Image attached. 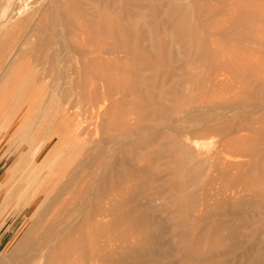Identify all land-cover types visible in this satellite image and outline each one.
<instances>
[{
    "label": "rangeland",
    "instance_id": "obj_1",
    "mask_svg": "<svg viewBox=\"0 0 264 264\" xmlns=\"http://www.w3.org/2000/svg\"><path fill=\"white\" fill-rule=\"evenodd\" d=\"M13 1L6 4L4 0H0V16L12 19L14 25L15 22L21 23L24 16L33 11H39L43 15L46 4L49 2L50 5L52 2ZM79 4L84 7L79 9ZM61 5L64 8L61 6L59 9H52L55 13L51 10L55 22L50 24L56 25V28L49 24L41 36L33 38L32 27L28 26L24 32L9 33L5 49V55L8 53L5 60L8 58V61L0 63V74L3 71L9 74V80L2 84L0 93H4L3 96L12 95L14 83H18L19 100L16 106L22 109L23 102L27 101V108L32 110L31 115L43 122L44 118H49L45 107L58 97L73 96L70 99L76 101L75 92L81 90L77 84L71 82V74L80 73L82 77L88 78L92 89L93 76L100 75L104 82L96 80L95 83H104L105 87L116 92L114 96L106 98L108 101L105 104H100L106 122L104 133H116L114 128L124 127L120 118L123 117V120L128 116L132 121L128 120L130 123L127 125L131 124L132 127H129L134 132L130 140L132 143L112 152V163L118 169L112 166L106 174L110 175L112 170L111 175L117 176L116 184H120V181L126 182L124 176H129L130 173L137 174L135 179L127 182V186L132 190L137 189L138 193L133 199L129 194L131 189H126L124 194L118 192L115 196L102 200L105 216L102 221L103 236L101 235L99 242L103 249V261L108 258L107 255L117 258L126 249H131L137 253L120 264H199L183 262L180 257L169 260L160 248H168L172 254L179 251V241L175 240L176 233H171V230L181 232L183 229L177 223L186 217V212L191 211L187 199L191 189L181 190L180 185L190 168L200 163L198 157L203 158L219 152L223 148H220V144L225 141L232 148L227 150L230 153L237 149L241 150L239 152H246L249 148L255 154L253 159H229L233 164L245 162L244 168L239 172L243 176L242 183L246 182L243 186L245 191L240 196L228 194L212 199L209 205L211 207L208 206L211 210L207 211H212L211 216L198 223L201 230L198 225L190 229L195 237H203L200 242L204 243H196L197 246L193 245V248L209 254L212 248L223 249V242L224 248L233 246L230 241L231 231L224 228L237 231L244 229L242 232H247V236L252 232L256 240L263 238L264 220L261 219L264 218V188L261 189L259 185L264 186V0H61ZM55 14H59V17ZM62 15L65 18L70 15L73 20L69 16V20L68 17L64 20L69 22H64L61 20ZM84 15L85 18H82ZM60 22L67 28L70 25L71 28L60 26ZM79 22L82 23L77 24ZM50 29H53L52 36ZM58 29L60 31L57 34ZM25 34L30 37L27 39ZM27 42L31 44L26 45ZM45 42L50 43L46 52ZM107 49L119 50L120 61H113V57L101 54ZM81 51H86V55L82 56ZM97 58H102L100 63L93 61ZM14 60L17 61L16 64ZM11 78L15 79L12 81ZM66 90H70L72 94ZM125 93L127 95L124 98ZM11 97H8L7 113L11 110ZM249 101H253V105ZM84 102L78 101L75 105L84 106ZM87 117L88 115L84 118ZM9 119L7 117L0 121V212L8 213L7 217L12 216L17 221L9 232V242L0 247V264H17L9 259L16 254L18 244L24 239L27 230L28 239H31L32 230L36 228L35 223L30 221L31 210L28 206L31 202L30 194L27 193L33 170L24 172L26 176H19L20 173H17V179L15 177L13 182L10 179L19 167L26 168L32 156L30 153L40 142L36 140L35 143L31 141L25 144L24 129L20 126L16 130L13 126L5 125ZM218 125H227V129L232 130L222 137L215 131L220 127ZM241 125L246 126V129L248 127L246 132H240L243 128ZM237 126L240 127L239 130L236 129ZM96 130L94 126L89 127L86 139L98 138ZM178 146L183 147V152ZM179 151L185 153L181 155ZM185 154L188 160L182 159ZM246 161H251L250 165ZM99 172L103 173L104 169ZM248 182L257 183L252 185ZM151 185L154 186L153 192L149 189ZM197 194L199 195L198 192ZM227 197L234 202L231 203ZM199 199L198 197V201ZM220 199L221 204L218 203ZM84 201L88 205L86 209L95 203L90 193L85 200L81 199V203ZM198 204H195V211L201 208L200 201ZM233 206H236L235 210ZM140 209L141 214L134 213L141 212ZM260 210L262 211L258 213ZM130 212L135 215L129 221L130 224L118 225L120 220H124L123 216ZM241 212L243 215L239 214ZM146 221L147 226H135V222L140 224ZM206 225L213 230L221 226L220 229L228 233L224 232L226 235L220 234V237L212 231L204 234ZM240 235L234 236L237 244L246 242ZM88 236L91 237V234ZM256 242L253 244H257ZM257 248L264 255V247ZM159 249L163 254L159 253ZM214 255L212 262H221L227 258ZM228 260L232 264H238L234 256H230Z\"/></svg>",
    "mask_w": 264,
    "mask_h": 264
},
{
    "label": "bare ground",
    "instance_id": "obj_2",
    "mask_svg": "<svg viewBox=\"0 0 264 264\" xmlns=\"http://www.w3.org/2000/svg\"><path fill=\"white\" fill-rule=\"evenodd\" d=\"M4 1L6 2V4H10V3H12L13 0H4ZM20 1H24V0H20ZM26 1H28V0H25V2ZM18 2H19V0H18ZM48 5H49V2H48ZM48 5L46 4V6H45L46 8L43 10V15H41V13H39V11H33L32 13L24 16V20L21 23L19 22V24H16V22H15V25L13 24L14 22L11 21L12 19L8 20L6 18V16H4V15L0 16V63L1 64L8 61V58L5 60V56L8 54L7 53L5 55V51H6L5 49L7 48V41H9V40H6V38L8 35L11 34L10 32H12L13 34H17L19 32H22L26 26H28L29 28L32 27V30H31L32 33L31 32L30 33H31V36L33 38V37L41 36V34L44 32L45 27H47L51 22H55L51 16V10L54 8L59 9L61 6L63 7V5H61V0H52L51 4L49 6ZM79 5H80L79 9L81 7H84V6H81V4H79ZM20 7H22V6L20 5ZM60 11L61 10H59V12ZM52 12H53V10H52ZM53 13H55V12H53ZM53 13H52V15H53ZM55 15H57V17H59V14H55ZM70 15L72 16V14H70ZM70 15H68V16L66 15L68 17V20L71 17ZM8 16H10V14H8ZM75 16H76V14H75ZM67 17L65 18L63 16L64 19L62 18L61 20L64 21L65 19H67ZM72 17H71V19H72ZM76 17L78 18V16H76ZM60 18H58V19H60ZM77 18H76V20L79 21V18L78 19ZM82 18H85V15ZM13 20H15V19H13ZM68 20H66L64 22H69ZM73 23L75 24L74 21H73ZM80 23H82V22H79L77 24H80ZM52 24H56V23H52ZM59 25L64 27V28L66 27L65 25L61 24V22ZM51 26L55 27L56 25H51ZM71 26H72V23H71ZM55 28H53L54 31H55ZM69 28H71L70 25H69ZM69 28H67V29H69ZM53 29L52 30L50 29V31H52V33H50L51 36L53 35ZM60 29H62V28H60ZM58 31H60V30L58 29L56 31L57 34L59 33ZM26 33L28 34V32H26ZM25 36H26V34H25ZM29 37L30 36H28L27 39ZM43 37H44V35H43ZM42 43H43V40H42ZM10 44H12V43H10ZM29 44H31V43L30 42L26 43V45H29ZM45 44H46V42H45ZM49 46H50V43H47L45 45V50H44L45 52H46V48L48 50ZM11 47H12V45H11ZM8 51L10 52V50H8ZM14 51H16V50H13V52ZM42 51H43V49L41 48L40 52H42ZM85 52L86 51H81L80 53L82 54V56H85L86 55ZM101 54H103V55L105 54L106 56L113 57V59L111 58L113 61H116V62L120 61V51L119 50L107 49V50H104L103 53H101ZM61 55L62 54H60V56ZM60 56H59V58H60ZM100 59H102V58H100ZM100 59L97 58L93 61H97L100 63ZM9 61H10V58H9ZM13 62L16 64L17 61L14 60ZM94 64H95V62H94ZM57 68H58V65H57ZM2 71H3V68H2ZM86 74H87V72H86ZM92 74L95 75L94 73H92ZM93 75H90V77ZM61 76H62V73H61ZM68 76H69V74H68ZM14 79L15 78H11L12 81ZM7 80H9V74H7L3 71L0 74V89L2 88V84L6 83ZM66 80H68V77ZM70 80L74 84H77V87L81 90L79 92H75L74 96H77L78 99L75 97L76 101L71 100L70 98L73 96L66 97L65 95H64L65 96L64 98L58 97V99H55L54 102H52L49 106L45 107V110L47 112H49V118H44L43 122H40L38 118H35L31 115L32 110H31V108H27L29 106V104H27V101L23 102L22 109H21V107L19 108L16 106V103H18L17 101L19 100V96H18L19 93L17 91V84L18 83H14L13 90L11 91L12 95L6 94L5 96H3L4 93H0V94H2V95H0V119H1L0 121L2 122L3 119H6L8 117L10 119L7 120L8 122L5 125L13 126L16 130H18L20 128V126H22V129H24L23 130V136H24L25 144L30 143L31 141H32V143H35L36 140H38V142H40L39 146L36 148H33L32 152L30 153L32 156L29 159V162L27 163L26 168H23L22 166L19 167L10 179V181L13 182L17 179V177H16L17 173H20L19 176H23L24 172L28 173L29 170H33V176L31 178V181L29 184V189H28L27 193L30 194V202H31L30 205L28 206L31 210L30 221H31V223L34 222L35 226H36V228L34 227V229L32 230V238L31 239H28V230H27L24 239L22 240L20 245L18 244L19 247H18V250L16 249L17 250L16 254H14L13 258L9 259L10 262H16L17 264H103V262H105L106 264H120L123 261L129 260L131 257L133 258L134 255L137 253L131 249H126V251L124 253H122L119 257L112 258L111 256L107 255L108 258L105 261H103V255H102L103 249L101 248L100 242H99L101 235L103 236L102 221H103V218L105 216V212H104L105 208L102 205V200L109 199L110 197L115 196V193H118V192L120 194H124L126 189H131L129 194H130L131 198L133 196V199H134V196L137 195V193H138L137 189L132 190V188L127 186V182H130L131 180L135 179V177H137V174H135V173L129 174L128 173L129 176H127L124 173L126 175V176H124L126 182L124 181V183H121V181H120V184L115 183V179L117 178V176L111 175L113 173L112 170H111L112 173L110 175L106 174V173H108V169H110L112 166H113L112 168H116V166H117V165H114L112 163V161L114 160V158L112 157V152L122 149V147H125V145H127L128 143H132V142H130V140L133 137L134 131L132 130L133 128L129 127V126H131V124L129 126L127 125L130 123V121L128 122V120L132 121V119H129V118H131L130 116H128V117L124 116V118L126 117V119L122 120L123 117L120 118L121 125L124 124V127H123L124 130H123V128H121V129L117 128L118 127L117 126L116 128H114L116 133H113L111 131L104 133L105 132L104 124L106 122H104L105 116H104V114H102V108H101L100 104L101 103L105 104V102L108 101V99H106V98L109 96H114L116 94V92L112 89H108L107 87H105V84L101 83V82H104L103 77H101L100 75H97V74L95 77L93 76V78H92L93 83H94L92 85L93 89L89 85V81H88L89 79L86 77H82V75L80 73H78V75L77 74L76 75L71 74ZM96 80H100L101 82L99 81L100 83L97 84V83H95ZM74 84H73V86H74ZM70 86L68 88H70ZM68 88H66V89H68ZM53 92H54V90H53ZM68 92H70V90L67 91V93ZM62 95H63V92H62ZM126 95H127V93H125L124 98L126 97ZM9 96H12L11 97L12 106H11V110H9L7 113L6 112L7 111V101H8ZM36 99H38V98H36ZM39 99H41V98H39ZM103 99H104V101H103ZM24 100H28V99L24 98ZM83 100L86 102V103L84 102L85 103L84 106L75 105L76 102H78V101L82 102ZM21 103L22 102H20V104ZM192 103L194 104V102H192ZM250 103H252V105H253L254 102L251 101ZM242 104L246 105L245 102L244 103L242 102ZM224 106H226V104ZM227 106H229V105H227ZM248 106H251V104L250 105L248 104ZM257 106H255V107H257ZM25 108H27L26 113H25ZM253 111H254V109H253ZM253 111L251 110V112H253ZM9 113H10V115H9ZM22 114H24V116ZM106 114H107V112H106ZM86 115H88V117L85 119L84 117ZM118 123H117V125H118ZM206 123H208V122H206ZM230 123H229V125H230ZM247 124H246V126H247ZM92 126L97 128L96 135L98 136V138H93V139L89 140V139H86V137L88 136L87 129H89V127H92ZM218 126H220V127L216 128L215 131H217V133L219 135H222V137H224L225 134L228 135L229 132L232 130L231 129L229 131L230 128L227 129V125H225V126L218 125ZM218 126H216V127H218ZM242 126L243 125H241L240 127H242ZM246 126L245 127L243 126V128L240 129V132H243V131L246 132V130L248 129V127L246 129ZM204 127H205V124H204ZM237 127L238 128H236V129L239 130L240 127L239 126H237ZM126 128H128V129H126ZM249 128L251 129L252 127H249ZM211 131L215 132L214 130H211ZM248 131L252 132V130H248ZM217 133H215V134H217ZM230 136H231V134H230ZM221 144H220V148L221 147H223V148L219 152L216 151V153L210 154L207 157H203V158L198 157V159L200 160V163L198 162L197 166L194 165V168L192 166L193 170H192V168H190L189 171L187 169V171L189 173L185 174V177H184L185 179H183V183L180 185L181 190L191 189L190 191L192 194L189 192L191 195L189 194V196L187 197V199L190 203L189 204L190 207H188V208L191 211L186 212V217L184 219H181L180 222L177 223V226L180 225V227L183 230L179 233H178V231L176 232L175 229L171 230V233H173V234L176 233L175 234V240L179 241V245H180L179 251L175 254H172L168 248L163 247L160 249H162L161 251L168 257V258L166 257L167 259L171 260L173 258L180 257L181 260L183 262H186V263H196L197 262L199 264H232L228 260V258L230 256H234V258L238 264H264V255L258 249L259 247L257 248V246H260L262 248L264 247V237L260 238L259 240H256L254 238V235L252 234V232H251V235H248V236H247V234H248L247 232L246 233L242 232L244 230L243 228H241V229H243L242 231L241 230L237 231V230L231 229V228H229V229L224 228V230H228V232L231 231L230 232V237H231L230 241L233 243V246H231L229 248H224L225 247L224 242L222 243L223 249L222 248L220 249L219 247L218 248H212V250L209 252V254L208 253H202L203 252L202 250L201 251L196 250L195 247L193 248V245L197 246L196 243H199L203 237L202 238H201V236L198 238L195 237L192 234V231L190 229H192L191 227H193V226H197L200 221H203L205 218H208L211 216L212 211L211 212H207V211L211 210V209L210 210L208 209V206L210 205L212 199L214 197H218V198L223 197V196L225 197L228 194H231V195L234 194V195L240 196L245 191L244 190L245 187H243V186L246 182L244 184L242 183L243 182V176L239 173L241 171L240 169L242 167L244 168L245 162L241 163V164H238V163L233 164L232 162H230L229 159L230 158H243V159L251 158V159H253L252 156L255 155L254 152L252 151V149L249 150V148L246 152H239L241 150L237 149L238 151L232 150L233 153H230V151H227V150H228V148L229 149H232V148H230L231 146H229L228 141H227V143L225 141V143H223L222 146H221ZM175 145H177V144H175ZM182 148L179 147L178 149L180 150ZM183 150L184 149H182L181 152H183ZM255 150H257V149L255 148ZM179 153H180V151H179ZM184 153H185V151H184ZM180 154L183 155L182 153H180ZM185 156H186V154L183 156L184 158L181 156L182 159H184V160L187 159V156H186V158H185ZM129 159H130V157H129ZM178 159L180 160V158H178ZM263 160L264 159H262V161ZM132 161L134 162L133 159H132ZM247 161H246V163H248V165H250L251 161H249V162H247ZM255 161L257 164V159ZM133 165H134V163H133ZM178 165H179V163H178ZM189 165H191V164H189ZM183 166H185V165H183ZM195 167H197V168H195ZM179 168H180V166H179ZM182 168H181V170L183 171ZM101 169H104L103 173L99 172ZM116 169H118V168H116ZM255 169H254V171H255ZM181 170H179V171H181ZM120 171H121V169L119 170V172ZM187 171H185V172H187ZM254 171H252V172H254ZM114 175H115V173H114ZM252 175L254 177V173H252ZM250 176H249V178H250ZM15 177H16V179H15ZM249 178H248V181H249ZM254 178H257V177H254ZM251 180H253V179H251ZM258 180H260V179H258ZM256 183L257 182H255L253 184L255 185ZM89 184H91V185L89 186ZM249 184H252V183H249ZM150 187H151V188H149V189H151L150 192H153L154 186L151 185ZM259 187H262L261 189L264 188L263 185L262 186L259 185ZM194 190L196 192H194ZM247 190H248V188H247ZM250 190H251V187H250ZM251 191H253V190H251ZM197 192L199 193V195L198 194L196 195ZM89 193L92 195V198L94 199L95 203H94V205H90L89 209H86L88 206V205H86L87 202L84 201L81 203V199L85 200L87 194H89ZM258 193L259 192H257V194ZM260 193H259V195H260ZM261 195H263V194L261 193ZM145 196H146V194H145ZM155 197H157V196H155ZM198 197L200 198L199 199L200 207L201 208L203 207L204 210L203 209L201 210L200 207H199L200 208L199 211L194 210V208L197 206L195 204L199 203ZM227 198H229V197H227ZM213 200H215V199H213ZM221 200L222 199H220V201ZM220 201L218 203L221 204L222 201L221 202ZM233 202L231 200V203H233ZM242 203H243V201H242ZM251 204H253V203H251ZM223 205H224V203H223ZM217 206H218V204H217ZM210 207L211 206H209V208ZM234 207H236V206H233V208ZM217 208H219V207H217ZM225 208H226V206H225ZM142 209H143V207H142ZM142 209H140V211ZM230 209H232V208H230ZM235 209L236 208H234V210ZM256 209H257V207H256ZM143 210H147V209L145 208ZM192 210H194L195 212ZM187 211H188V209H187ZM261 211L262 210L258 211V213H260ZM254 212H256V210ZM134 213L141 214L142 211L141 212L138 211V212H134ZM193 213H196L197 215L193 214ZM230 213H233V212H230ZM220 214H223V213H220ZM239 214H242V212ZM249 215H252V214H249ZM133 217L135 218V215L132 212L127 213L125 216H123L124 220H120V222H118V225H124L127 223L130 224L129 221L130 220L132 221ZM192 217L194 218V220H192ZM255 217H253L252 219L254 220ZM262 217H264V215ZM245 218H248V217L245 216ZM256 218H258V217H256ZM261 220H264V218H262ZM137 222H135V224H136V225L134 224L135 226L142 225V224L146 225V226L148 225L147 221H146L147 223L141 222L140 224H137ZM258 225H259V223H258ZM237 226H238V224H237ZM205 227H207V225ZM198 228L200 229V226ZM220 228H221V226L217 227L216 230H213L211 227L208 226L207 228H205L203 230V233L206 234L205 232L212 231V233L215 232L214 235H218L219 237H220V234L223 235L225 233H228L225 231H224L225 232L224 233ZM246 230H248V229H246ZM263 230H264V226H263ZM153 231H155V230H153ZM152 232L150 234L154 236V233H152ZM88 234H91V237H89ZM238 234L239 235L241 234L240 236L243 239L245 238L246 242H243L241 244H237L236 242H234L235 241L234 236H236ZM218 236H216V237L218 238ZM226 240L228 241V239H226ZM217 242L218 241H216V243ZM254 242H256L258 245L253 244ZM168 244H170V243H168ZM201 244H204V243H201ZM228 244L229 243L227 242V245ZM254 246L256 248H254ZM126 248H129V247H126ZM132 249H133V247H132ZM155 249H156V247H155ZM160 249H159V253L161 252ZM213 255L214 256H216V255L223 256L224 258L225 257H227V258L223 259L221 262L220 261L219 262H212ZM0 262L2 263V261H0Z\"/></svg>",
    "mask_w": 264,
    "mask_h": 264
},
{
    "label": "crops",
    "instance_id": "obj_3",
    "mask_svg": "<svg viewBox=\"0 0 264 264\" xmlns=\"http://www.w3.org/2000/svg\"><path fill=\"white\" fill-rule=\"evenodd\" d=\"M2 203L0 202V207ZM6 212H0V247L6 245L9 242V232L12 231L11 228L15 226L16 219L13 220L12 216L7 217ZM12 220V221H10Z\"/></svg>",
    "mask_w": 264,
    "mask_h": 264
}]
</instances>
